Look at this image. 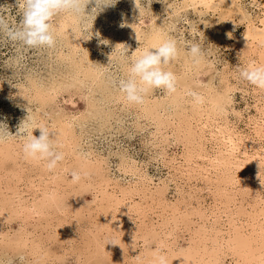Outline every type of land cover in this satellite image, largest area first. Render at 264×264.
I'll return each mask as SVG.
<instances>
[{"label": "bare ground", "instance_id": "1", "mask_svg": "<svg viewBox=\"0 0 264 264\" xmlns=\"http://www.w3.org/2000/svg\"><path fill=\"white\" fill-rule=\"evenodd\" d=\"M136 2L138 6L135 0L129 4L135 13L140 14L143 9ZM212 2L181 0L178 5L174 4L177 6H173V11L178 13L188 6L196 10L203 7L207 9ZM261 13L257 23L248 21L244 35L238 40L241 53L251 56L246 63L264 62V4ZM167 14L170 15V11ZM68 16V19L56 24L57 29L63 30L73 22V16ZM164 18L163 15L150 18L151 30L142 49L160 42L168 28ZM75 34L77 42L82 40L78 29H75ZM114 42L120 48L119 39L116 38ZM178 48L179 54L187 56V62L190 61L186 50ZM142 49H134V53ZM186 59L184 66L188 68ZM197 65L207 73L217 70L205 56ZM95 66L92 65V77L85 87V97L91 100L93 106L90 110L96 109V102L91 97L100 67ZM172 71L179 85H184L185 73L181 69ZM79 80L72 72L64 84L68 89H75ZM44 86L46 90L33 87V95L43 106L55 105L53 100L57 96L58 86H51L50 83ZM207 91L209 96H203V104L195 105L190 100L191 106L189 112L186 110V117L180 115V112L185 111L184 107L177 112L164 111L166 104L171 102L162 98L150 99L147 96L142 106H138L142 115L161 129L172 127V132L179 134L176 129H180L182 123L188 147L180 153L182 161L176 163V157L171 156L166 163H170L173 170L188 183L187 193H192L188 198L181 193L180 198L168 199L165 193L167 184L151 186L150 179L134 169L133 160L126 166L130 170L134 169L133 174L136 176L140 173L138 178L141 183L132 180L120 183L117 178L105 176L97 161L76 152L74 119L78 120V116L75 114H69L64 119L51 116L50 124L47 123L56 130L64 145L62 151L65 157L55 170L49 171L42 162L26 159L22 151L21 154L18 150V139L10 138L0 143V253L7 250L23 251L33 258L37 257L38 264H54L55 261H49L48 258L52 255L50 249L25 224L11 233L9 228H2V224H8L15 217L23 223L43 219L49 224L51 219H55L61 225L65 217L81 220L80 217L85 215L89 224L83 231L85 264H99L100 259L106 258L112 260L110 264H151L155 254L163 256L166 264H224L227 255L230 257L227 264H264V195L261 194L264 189V97H258L254 105L257 116L250 118L251 130L245 132L229 124L223 116V112L228 110L231 86L225 84L221 91L209 87ZM108 94L116 95L119 99L118 89L109 90ZM180 96L181 92L173 93V97ZM43 101L47 104H43ZM234 113L239 114V111ZM191 118L195 120V125L190 122ZM26 120L27 124L33 121ZM34 131L39 135V129H34L33 134ZM53 133L54 130H50V135ZM207 143L211 145L210 149ZM21 157L26 160V166L21 165ZM9 161L14 162L11 167L6 165ZM33 167L38 168L34 173L31 172ZM68 171L78 172L79 179L69 177ZM90 177L95 180L92 206L83 203L79 197L82 189L91 184ZM210 193L213 200L205 205L204 197ZM135 194L140 198L134 199ZM247 197H253L252 201H246ZM132 215L137 220L134 227L129 226ZM184 231L187 237H182L184 243L178 244V237ZM138 239L150 243L152 247L146 246L136 251L135 256H131V251L129 255L126 254L135 249L134 241ZM9 259L10 254L4 256V260L1 257L0 264H10Z\"/></svg>", "mask_w": 264, "mask_h": 264}, {"label": "rangeland", "instance_id": "2", "mask_svg": "<svg viewBox=\"0 0 264 264\" xmlns=\"http://www.w3.org/2000/svg\"><path fill=\"white\" fill-rule=\"evenodd\" d=\"M130 1L114 0V3L97 5L96 0H88L84 7L85 12L68 11L58 14L52 21L57 39L51 48H30L8 40L0 34V127H7L15 134L18 125H23L27 121L26 118L33 119L29 124L40 122L50 124L51 116L64 119L69 114H75L78 116V120L74 119V131L77 133L76 152L80 156L97 161L105 176L117 178L120 183H127L129 180L139 182L138 175L143 173L148 180L150 179L151 186L167 184L165 193L168 199L180 198L181 193L188 198L189 194H192L187 193L188 183L183 176L173 170L170 163H166L171 156L176 157V163L182 161L180 153L188 147L182 123L180 129H176L179 134H174L172 127L161 129L142 115L138 108L142 105L127 106L116 95L110 96L108 91H117L114 81L126 75V62L134 53V49H142L151 30L150 18L154 15H163L168 25L165 33L177 38L178 47L184 48L183 39L191 40L194 36L196 42L201 43L204 56L213 62L217 70L207 73L199 68L191 57L187 62V56L178 54L168 67L171 70L181 69L185 73L184 85L177 82L176 91L181 92V96L176 98L173 97V93L169 95L161 89H155L148 97L170 101L164 111L167 109L171 113L184 107L185 111L180 112V115L186 117L192 99L185 95L187 89L191 88L202 96H209L207 88L221 91L225 84L230 85V102L223 116L227 118L229 124L250 132L252 126L250 118L257 116L254 105L258 102V97H264V94L258 93L250 84L238 78L237 66L246 64L247 58L251 57L241 53L238 40L244 35L248 21L257 23V17L262 14L264 0H213L210 8L196 10L188 6L178 13L173 11V6L176 7L181 0H137L143 9L140 14L135 13L130 7ZM176 3L177 5H174ZM169 11L170 15L167 14ZM0 14L10 23H18L21 16L19 0H0ZM69 14L73 16V22L71 21L63 30L57 29L56 24L68 19ZM75 29L81 33L82 40L79 42ZM111 34L114 36L111 37ZM116 38L121 42L120 48L115 46ZM125 45L128 47V57L122 55ZM185 59L188 68L184 66ZM92 63L96 65L95 67H100L97 71L99 76L94 81L95 91L91 97L96 102L95 110H90L93 108L92 102L85 97L86 83H89L92 77ZM72 72L80 80L75 89H68L64 80ZM46 83L58 86L57 96L53 100L55 105L43 106L33 95V87L46 90L44 86ZM234 111H239V114H235ZM187 121L189 122V118ZM190 122L195 125L193 118ZM34 133L37 135L35 131ZM207 146L210 149L209 143ZM18 150L21 153V147ZM121 158L126 162H122ZM20 160L22 166L27 165L23 157ZM132 160L136 167L134 169L140 172L136 173L137 176L133 174L134 169L130 170L126 166L131 164ZM13 164V161H9L6 165L11 167ZM32 169L31 172L34 173L38 168ZM70 173L71 171L67 172L69 177ZM91 178L89 180L91 184L82 189L79 197L83 203L92 206L95 180ZM261 192L264 195V189ZM133 197L136 200L140 198L138 194ZM204 199L205 205H208L213 200L212 194L206 195ZM252 199L253 197H247L246 201ZM80 219L65 217L64 222L58 225L55 219H51L49 224L43 219L23 223L21 219L13 217L8 224L4 223L5 227L2 224V228H9L11 233L21 229L25 224L28 230L36 234L35 236L39 235L41 242L50 249L52 255L48 257L49 261H55L54 264H85L82 252L83 231L89 224L86 221L87 216L84 215ZM136 222L135 216L132 215L129 226L134 227ZM181 235L178 237V244L184 243L182 237H187V232L184 231ZM134 242L135 249L125 251L126 254L129 255L131 251V256H135L136 251L146 246L152 247L150 243H143L141 239ZM7 253L10 254L8 260L10 264L39 263L37 257L33 258L23 251H3L0 258L4 260V256H8ZM59 255L58 260H55ZM229 260L230 257L227 255L223 263L227 264ZM111 261L107 258L100 259L99 264H110Z\"/></svg>", "mask_w": 264, "mask_h": 264}, {"label": "clouds", "instance_id": "3", "mask_svg": "<svg viewBox=\"0 0 264 264\" xmlns=\"http://www.w3.org/2000/svg\"><path fill=\"white\" fill-rule=\"evenodd\" d=\"M88 0H19L21 16L18 23H10L0 14V34L8 40L19 42L30 48H51L57 39L56 28L52 21L55 16L68 11L85 12ZM97 5L114 3V0H96ZM137 5V2L135 0ZM138 6V5H137ZM184 49L194 62H199L204 56L201 43L193 39H183ZM178 41L175 36L164 33L159 43L151 44L133 53L127 60L126 75L114 81L118 88L119 99L127 106H138L145 102L146 97L155 89H161L166 94L177 90V76L168 65L179 54ZM122 55L129 56L125 45ZM238 78L246 81L258 93L264 94V62H249L238 65ZM21 95V94H20ZM186 96L192 98L195 105L204 103V97L189 88ZM39 129V135L33 130ZM50 130L54 133L50 135ZM15 138L20 142L21 151L28 160L43 163L49 170H55L64 159V145L56 130L45 123L29 125L19 124L15 134L6 127H0V143ZM74 180L79 179V173L72 171ZM151 264H166L163 256L155 254Z\"/></svg>", "mask_w": 264, "mask_h": 264}]
</instances>
